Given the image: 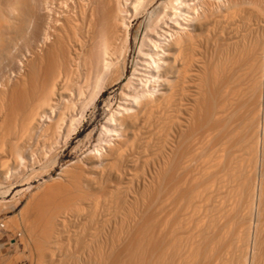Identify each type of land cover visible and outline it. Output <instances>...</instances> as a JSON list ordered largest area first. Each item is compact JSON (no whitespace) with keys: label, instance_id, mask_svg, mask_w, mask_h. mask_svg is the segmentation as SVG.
Wrapping results in <instances>:
<instances>
[{"label":"bare ground","instance_id":"bare-ground-1","mask_svg":"<svg viewBox=\"0 0 264 264\" xmlns=\"http://www.w3.org/2000/svg\"><path fill=\"white\" fill-rule=\"evenodd\" d=\"M48 1L0 0V227L36 264H264V0H135L132 76L89 119L125 76L128 0ZM83 122L93 149L69 151Z\"/></svg>","mask_w":264,"mask_h":264},{"label":"rangeland","instance_id":"rangeland-1","mask_svg":"<svg viewBox=\"0 0 264 264\" xmlns=\"http://www.w3.org/2000/svg\"><path fill=\"white\" fill-rule=\"evenodd\" d=\"M7 1L8 0H5V3H7ZM44 1V0H43ZM62 1V0H61ZM60 1V2H61ZM134 1V2H133ZM45 2H47L48 4H50V2L51 1H48V0H45ZM129 3V4H128ZM132 3H135V0H128V2L126 3L127 5V9H128V12L130 13V17H129V19L131 20H129L130 22H129V26L131 27H129V31H128V34H129V36H128V38H129V41H128V43H129V52H128V54H127V58H126V63H125V65L126 66H124L125 67V76H124V79L119 83V84H116V85H113V87H111L110 86V88L108 87L107 88V91L106 92H103V93H101V95H99L98 96V98L94 101V103H92L91 104V106L90 107H88V111H87V117H86V119L88 118L89 119V117L91 118V116L93 115L94 116V114L97 116L98 114H99V112H98V109L97 108H99V107H101L102 106V104H101V99H105V98H107L108 97V95L110 94V92H112V91H116L117 93H119V91H121V89H122V86H124L123 84H125L127 81H128V79L132 76V73H133V70H134V61H135V59L137 58V55H138V51H139V47H140V40H137L136 42H135V32H136V30H137V28H139V26H140V24H141V22H142V18L141 17H135V16H133L132 14H134L135 12H134V9H133V5L134 4H132ZM132 6V7H131ZM134 12V13H133ZM131 16H133V17H135V18H133V17H131ZM139 25V26H138ZM214 28V27H213ZM213 28H211V31H209V32H206L204 35H203V37H202V39H203V41L204 42H206V41H208V43H209V45H211L212 44V46L214 47L216 44L214 43L215 42V36H214V33L212 32L213 31ZM141 30H142V32H144V30H145V27L144 26H142L141 27ZM213 35V36H212ZM212 36V37H211ZM134 38V39H133ZM210 38L212 39V38H214L213 39V42L210 40ZM209 39V40H208ZM134 40V41H133ZM209 41H211V42H209ZM207 43V42H206ZM121 45V44H120ZM120 47V46H119ZM18 48H20V49H22L21 47H18ZM15 49V48H14ZM19 49V50H20ZM16 50V51H15ZM15 50H13L12 51V53L14 54V55H16V56H18V57H20L19 59L20 60H22V58H23V60H24V52L23 51H21L20 50V54L18 53V55H17V51H19V50H17V48L15 49ZM23 53V54H22ZM12 54V55H13ZM14 55H13V58H12V56H11V54L9 55V56H7V57H3L2 58V60H1V62H2V68H3V70H4V68H8L6 71H8V72H10L11 73V71L15 68L14 67V65H13V63L12 64H10V63H7V62H13L14 61ZM21 55V56H20ZM11 56V57H10ZM15 56V57H16ZM24 56V57H23ZM8 57H10V58H8ZM22 57V58H21ZM4 59V60H3ZM9 59V60H8ZM10 59H12V61H10ZM18 59V58H17ZM6 60H7V62H6ZM6 62V63H5ZM5 63V64H4ZM15 63V62H14ZM4 64V65H3ZM6 64H7V66H6ZM12 65H13V67H12ZM6 66V67H5ZM12 67V68H11ZM11 68V69H10ZM113 70H115V69H113ZM117 71H119V69L117 70V68H116V73H113L114 71H111V73L113 74V76H111L112 78H114V77H116L117 76V74L119 75V72H117ZM111 74V75H112ZM116 75V76H115ZM110 77V80H112V78ZM118 77V76H117ZM116 77V78H117ZM97 106V107H96ZM95 107H96V109H95ZM92 116V117H93ZM95 116V117H96ZM94 117V118H95ZM102 117V116H101ZM101 117H97L98 118V122L99 121H101L102 122V120H103V117L101 118ZM102 119V120H101ZM85 122V121H84ZM84 122L82 123V125H80V127H78V130H77V132L72 136V138L69 140V142H68V147H69V151L70 150H72V149H74L76 146H78L79 145V147L81 148V147H83V145L85 146L86 145V148L87 149H89V150H92L93 149V146H87V140H88V133L91 131V129H92V127L91 128H89V129H85L84 130V127H82L83 126V124H84ZM81 130V131H80ZM139 133H138V137H140V138H138L139 139V141L140 140H143V139H145V135H146V131L144 130H140V131H138ZM144 137V138H143ZM142 138V139H141ZM37 143H38V145L36 146V142H34V146L35 147H33V149H34V151L36 152V154H38L39 153V151H41L43 148H44V146H43V139H42V137L40 138V139H38V141H37ZM85 148V147H84ZM45 149V148H44ZM65 151V149L63 148V150H59V153L57 152V154L55 155V156H52L51 158H49L46 162H43L42 164H40V165H37V168L36 169H38L37 171H38V173H37V176L38 177H36V178H34V180H32V184L34 185V186H37V185H41V184H44V181L46 182V181H49V180H51V179H57L58 178V176H59V173H60V171H61V168H60V166H62V163H64V162H66L68 159H69V157L68 158H66V159H64V158H62V154H63V152ZM8 154H7V153ZM62 152V153H61ZM8 156L7 157V159H8V161H7V159L5 158L6 157V155ZM5 154H4V156H1L0 155V157H1V159L2 158H4V159H6V160H1V162L3 161H6V162H4V163H2V164H7L8 162H10L11 160V157H10V153L6 150L5 151ZM80 154V153H79ZM9 157H10V159H9ZM55 157H57V158H55ZM54 158V159H53ZM39 174V175H38ZM106 184V183H105ZM105 184H104V188H105ZM103 187H102V189H103ZM127 188V189H126ZM106 189V188H105ZM104 189V190H105ZM125 192H126V194L125 195H127V193H129L130 191L132 192V189L130 190L129 189V187H127V186H125ZM130 190V191H129ZM96 192H98V193H100L101 192V189H98V191L96 190ZM130 192V193H131ZM129 193V194H130ZM133 193V192H132ZM26 197H27V195H26ZM122 206H123V204H122ZM106 209V208H105ZM104 209V222H103V226H102V228L101 227H99V225H97L98 224V220H96V221H94V223L92 224V223H90V224H88L87 226L88 227H86L85 229H86V234H83V236L85 235V237L84 238H86V240L84 239V242H80V243H78L77 244V246L79 247H81L82 248V250H84V252H87L88 251V249L87 248H89L90 246L91 247H93V245H94V247L96 248L98 245H101V241L99 240V235H101L102 236V245H104L105 244V236H106V232H107V225H106V217H107V215H108V213L109 214H111L112 213V215H114V213L116 212H120V211H118L119 209H121V208H119L118 210L117 209H112L111 211H108V210H105ZM18 211H19V209H17V210H13V211H11L8 215H7V217H8V219L11 217V218H14L15 216H17L18 215ZM126 211V210H125ZM122 212H124V209H123V207H122V210H121V212L120 213H117V215H119V214H122ZM116 213H115V215H116ZM10 218V219H11ZM94 226V227H93ZM88 228V229H87ZM100 229H102V231H101V233L99 234V230ZM6 230V231H5ZM83 230H84V227H83ZM82 230V231H83ZM9 231V232H8ZM74 231H76V228H75V226L72 224V223H70L69 225H68V227H66L65 228V230H64V237L65 238H67L68 236L69 237H73V235H74ZM94 239V242H91V239ZM71 242V241H70ZM68 243V245H69V242H67ZM76 243L74 242V241H72L71 243H70V245L72 246V247H74V246H76L75 245ZM83 244V245H82ZM67 245V244H66ZM24 246H26V244H24L23 242H22V239H21V235L20 234H18V233H15L13 230H7V229H5V228H3V227H0V259L1 258H3L4 260H6V262L7 263H9V264H36V259L31 255V252L29 251V249H27V247H24ZM5 255V256H4ZM31 256V257H30ZM4 257H6V258H4ZM35 260H34V259ZM2 260V259H1ZM68 261H70V263L72 264V263H74L75 262V260L76 259H73L72 257H71V259L70 258H68L67 259ZM74 261V262H73Z\"/></svg>","mask_w":264,"mask_h":264}]
</instances>
